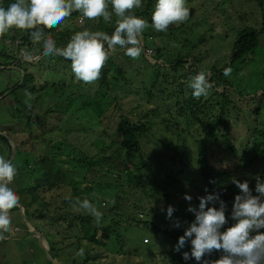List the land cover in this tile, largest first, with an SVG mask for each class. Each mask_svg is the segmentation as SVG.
<instances>
[{
	"label": "trees",
	"instance_id": "trees-1",
	"mask_svg": "<svg viewBox=\"0 0 264 264\" xmlns=\"http://www.w3.org/2000/svg\"><path fill=\"white\" fill-rule=\"evenodd\" d=\"M236 1L232 0L230 3L234 5ZM251 1L255 2L260 8L262 26L261 28H257L256 26L245 25L241 29H233L232 34L234 35V40L231 44V59L227 63H221L217 60L208 70L202 60V56L206 51H201L194 55L193 51L198 47L195 45L184 53L182 49H178L176 51L177 58L168 57V60L163 54V49L158 50L157 47L153 49L151 56L154 55L156 64H158V70L153 73L155 77L154 83L157 81V77L161 79L164 77L163 82L167 87H162V83L158 81L156 86L159 87V92L155 89V91L153 89L148 90L150 98H158V102L154 106L144 96H138L139 93L136 91L127 93L124 98H127V101L131 102L132 112L138 114L136 117L124 111V105L120 104L118 93L124 90L129 84L126 72H129L127 70L133 65V62L144 60L148 65L150 61L144 52L138 60H132L125 55L123 49L122 56L124 60L116 61L115 56L112 55L107 61L102 76L97 81L96 94L93 97L83 98L81 103L72 106V108L67 105L62 108L61 112H56L55 109L50 107L41 114L35 111L36 105L34 104H31V107H29L28 104L21 103L17 107V113L15 114L19 120L24 122L25 126L22 124L17 125L15 130H12V135L16 134L18 129H27L28 137L24 141L28 143H42L39 141L38 135H36L37 128H45L47 124L51 127H56L58 125L52 123V121L61 120L63 122L64 120H68L69 118L64 117L65 115L82 118V120H85L89 124L88 127L82 125L83 129L80 133H76L78 139L82 142L80 145L73 144L69 139L59 140L54 134L55 130L45 131L43 135H40V138L47 143L54 141L62 145V148L55 151L51 156L47 154H38L36 156L35 154L27 153L26 150L16 145V157L13 160L17 168H19L16 176L20 177L19 175L24 174L23 180H26L27 176H34V178L36 177L35 181L37 183H49L50 188H54L58 192L57 194L61 198L60 202H62L61 205L60 203L54 205L53 210H50L48 207L49 202L45 201L46 197L41 196V194H36L30 201H26V205L24 206L26 215L28 210H32L31 205H34L35 208L30 213V217L27 216L29 220L28 224L24 221L23 224L29 227L33 221V224L37 228L45 231L49 239L50 252L58 260L62 252L57 245V238L59 236L64 240L75 239V243L78 245L76 247L77 249L85 247V256L82 261L73 259L71 263L59 264H98V259L100 260V258L96 259L92 257L96 245L114 252L123 253L127 244L125 243V239L122 244H119L118 239L120 238L116 234L119 225L122 223L142 225L155 233V240H157V235H159L178 244L179 237L184 235L187 228L168 226L162 221L160 216L156 214V211H164L166 213L167 210L159 201L154 205L155 207H151L146 204L143 199L144 197L137 198L134 203L130 201V204H132L131 210H126L127 206L131 207V205L124 203L125 200L127 202L130 200L129 195L134 196L139 190H142L146 194L145 198L158 200L157 195L161 194L162 191L165 192L168 187L177 188L179 185L186 183L181 178L171 176L172 173L168 171V168L172 167L169 166V162L172 164L176 160H180L181 164H185V155L190 152L189 148L182 147L178 137L170 138L158 135L156 132L150 133L149 131L155 126H160L163 132L166 131V128L177 131L178 136L182 140L187 132L192 134L194 140L191 142L196 143L198 149L195 161L200 169L201 181H203L202 191L198 189L201 191L199 195L201 196L205 193H220V199L226 202L228 213L231 216L235 196L240 194L241 190L232 182L230 184L226 183L227 180L232 173L237 171L234 170L235 168L239 167L240 169L245 164L259 162L261 159H264V88L261 91H242V89L240 90V88L235 87L236 84L230 76L224 75L225 68H231L233 70L237 64L247 62L251 59V54L256 52V49L260 46L259 37L264 33V0H241V2L238 0L237 4L244 7ZM13 2L15 0H0V5L7 7ZM215 2L219 5L222 0H214L211 4ZM153 4L154 0H147L143 2L144 9L142 7L135 10V14L146 19L150 25L152 22V13L155 8ZM210 8L212 11L217 9L215 5L210 6ZM218 8H222L223 12L227 11L226 5L219 6ZM205 11L207 13L203 16V22L207 25L210 24L208 27L209 30H214L212 27L214 19L210 16L211 10ZM71 16L79 17L81 14L76 11ZM246 16L247 14L244 13L240 18H245ZM102 20V18L97 20L87 19V21H90L94 25L90 30H101L111 34L116 25H107ZM86 23L88 25V22ZM184 24L181 23V26ZM85 25V23L75 25L74 31L71 27H67L64 32L59 33V36L56 33L57 27L51 29L44 28L43 31L46 36H52L58 46L64 47L76 31L85 29ZM149 28L144 32L143 41H146L150 36L151 39L153 38L152 33L149 35ZM10 32L13 34V37H18V30H11ZM171 34L173 33L168 34V39L164 37L161 39L162 46L165 50L171 45ZM23 37L26 42L31 41L29 33L25 32ZM177 41L180 43L185 42L186 38H183V40L178 38ZM3 44H5L4 41L0 42V48ZM1 55L2 51H0ZM57 57L59 61L71 63L70 60L59 56ZM188 57L189 60L187 59ZM0 63L5 65L14 64L13 61H1V58ZM165 66L174 69L175 75H171L173 81L168 80L169 75H161L160 70L165 68ZM200 71L210 73V82L213 84V88L209 91L208 96H202L199 99L193 97L191 90V94L188 95L189 98L185 99L184 84H188L189 78ZM26 75H29L30 79H34L31 73H27ZM179 79L180 82H174ZM217 87L221 89H217ZM233 89L242 95V97L250 94V97L246 101H243V105L239 106L238 99H236L237 95L231 93ZM58 99L54 102V107L60 106L64 102ZM172 101H174L173 105L177 107L176 112L169 111V113H164L162 107L167 106V103L170 104ZM247 101L248 103L245 104ZM231 109H235L240 114L237 116L239 121H234V125H232L234 115ZM55 114H58L60 117L63 116V118L59 119L60 117H58L55 119ZM105 120L108 121L107 125L104 123ZM21 121H17V124H20ZM198 122L200 123V127H195L194 132L189 131V127L195 126ZM235 126H238L239 131L237 130V132L232 133V130L236 129L233 128ZM60 130L59 133H68L72 130V127L69 125L65 130ZM64 138H67V136H64ZM0 139L3 142L5 141L2 147H6L9 156L11 154L9 139L3 134H0ZM160 146L167 147L173 153L176 152L172 157L167 159L168 163H166L167 160L165 161L167 154L155 157L146 155L143 151ZM117 157H122V159L116 167L115 160ZM56 160H60L62 163L67 162L68 166L64 168L57 164L56 174H54L53 170ZM29 165H31V169ZM106 165L108 167L105 169ZM187 165L189 166L188 163ZM196 165L191 164V173L194 169H197ZM42 166L48 170L49 173L47 176L44 175ZM75 170H78L80 173L88 171L90 176H87L88 174H80L82 182L71 184L69 187L71 195L64 200L63 197L66 194L60 193L59 190L63 187L64 183L67 185L70 174ZM115 172H118V174L115 175ZM179 172L182 174L184 169H180ZM107 174L108 176L111 175L113 179L109 178ZM257 177L264 182V167L249 182V187L252 189L253 195H258L255 192ZM185 178L186 176L184 175L182 179ZM29 189L30 186L26 192ZM101 192L104 195H108V198L104 196L100 197L99 194ZM21 194L19 192V197H22ZM76 198L81 200L89 199L95 205L100 204V207H98L100 211L104 209V211L112 213V223L101 222L97 225V223L93 222L94 218L91 215L87 213L81 214V212H78L80 214L70 216L67 212V206L72 204ZM192 201L195 203L197 199L193 198ZM109 206H111L110 209ZM16 209L19 208L16 207ZM146 210H148V213ZM151 215H154V217H151ZM185 215L190 219L191 223L195 220V216L192 213H186ZM20 218L23 220L22 215L12 216V227H16L17 224L20 225L22 223ZM76 221L79 222L77 223ZM229 223L232 226L235 221L231 218ZM80 227L81 233H79ZM261 231H264V229H261ZM26 233L33 236L32 240H36L34 241L35 244L37 240L40 242L38 235L31 234L27 231ZM81 235L82 237H80ZM84 240L87 242L86 245L80 246ZM129 241L132 242L131 240ZM150 241V237H144L141 245H148L151 243ZM190 251L191 244L189 241L179 251L164 249L160 254L162 258L164 257L168 260V264H198L195 259H184L183 254L185 252L190 253ZM144 253L147 256H151L154 251L146 248L144 249ZM219 258L220 256L217 255V252L215 256L205 257V259L210 260ZM47 261V263L51 262L48 259ZM0 264H3V262L0 261Z\"/></svg>",
	"mask_w": 264,
	"mask_h": 264
},
{
	"label": "rangeland",
	"instance_id": "rangeland-1",
	"mask_svg": "<svg viewBox=\"0 0 264 264\" xmlns=\"http://www.w3.org/2000/svg\"><path fill=\"white\" fill-rule=\"evenodd\" d=\"M147 0H142L146 2ZM214 0H187V6L190 9L191 15L190 18L183 26L181 24L172 25L169 27L167 32H157L154 28L150 27L148 32L153 34V38L151 39L148 37L146 39V44L148 47L151 45L152 47L156 48L159 47V50L163 49V54L168 57H173L176 59V51L178 49H182L183 53L188 51L192 46H198L194 49L193 54L196 55L201 51H206V53L202 56V60L205 64V67L209 70L210 66L217 60L221 63H227L231 59V44L234 40V35L232 34L233 29L242 28L245 25H252L256 26L257 28H261L262 26V16L259 6L255 2H250L246 4L244 7L241 5L239 6L238 0L233 4L230 2L232 0H222L219 5L215 2L211 4ZM241 2V0H240ZM239 2V3H240ZM157 3V0H154L153 6ZM211 4V5H210ZM215 5L217 8L216 10L212 11L210 6ZM226 5L227 11L223 12L222 8H218L219 6ZM209 8V9H208ZM144 9V7H143ZM211 10L210 16L214 19V24L212 25L214 30H209V25L203 22V16L206 15V11ZM244 13L247 14L245 18H240L241 15ZM115 15L112 17V21L107 23V25H114L116 21ZM88 22V25L86 22ZM100 21V20H99ZM103 21V20H102ZM81 23H85V27L90 30L94 25L90 21H87L85 17L82 15L79 17L70 16L66 18L65 21L59 25L56 29V33L59 36V33H62L66 30L67 27H71V29L75 28V25H80ZM181 27V29H180ZM209 30V31H208ZM17 31V30H15ZM172 31V32H171ZM208 31V32H207ZM169 33L171 34V45L167 50H165L162 46L161 39L164 37L168 39ZM25 31L18 30V37L14 36L11 32H9L3 40L5 44L1 46L0 51H2V55L0 58H3L4 62H11L13 61L14 64L5 65L6 68L0 69V134H3L7 139H9L11 144V154L9 155L8 159H13L16 155H13V144L19 145L23 150H26L27 153L43 155L47 154L51 156V154L55 153V151L62 148L61 144H58L54 141L45 142L40 135H43L45 131L55 130V136L58 137L59 140H70L75 145H80L82 142L78 139L76 133H80L83 129L82 125L88 127V123L82 118H77L75 116H64L68 117V120H61L59 121H52V123L57 124L56 127H51L49 124L45 128H37L36 135H38L39 142H35V144L25 142L24 140L28 137L27 129H18L16 134L12 135V130H15L17 125H24V122L17 118L15 114L17 107L22 103L25 104V100L27 97L25 96V91L32 93V99L29 101L30 104L36 105L35 111L39 113H44L47 109L52 107L56 110V112H61L62 108L65 106H72L78 105L81 101L87 98H91L96 94L97 89V81L94 84H85L83 82H79L75 79L74 73L71 71V63L66 61H59V58L55 57H48L44 56L42 43L34 45L32 41L26 42L24 39ZM163 36H162V35ZM161 35V37H160ZM178 38H186L185 42L177 41ZM150 42V43H149ZM180 43V44H179ZM259 47L256 49V52L251 54V59L245 63H239L233 68L230 74V78L236 84L235 87L242 89V91H261L264 88V33L259 37ZM25 47H28V51L24 50ZM144 48V47H143ZM19 49V50H17ZM145 49V48H144ZM18 52V54H17ZM122 49H117V51L113 54L115 56L116 61H120L121 59L124 60L122 56ZM31 55V59H26ZM189 60V57L187 58ZM150 63L147 65L144 60H139L133 62V65L127 70L126 72L129 84L128 86L118 93L119 102L121 105H124V111L131 114L133 117L138 116L137 113L132 112L131 102L127 101V98L124 96L131 92L136 91L139 93L138 96H144L146 100H149L151 104L154 106L158 102V98H150L148 94L149 89H155L159 92V87L156 86L157 82L162 83V87H167V85L163 82V79L157 77V81H155V77L153 76L154 71L158 70V64L154 59V55L149 57ZM140 62V63H139ZM130 64V63H129ZM128 64V66H129ZM1 67V66H0ZM161 75L170 76L168 80L173 81L171 79V75H175L174 69L170 68L169 66H165V68L161 69ZM27 73H31L34 76V79H30ZM26 75V77H25ZM178 77V76H177ZM30 82L28 83V80ZM166 82V81H165ZM174 82H180V79ZM23 84L22 87H17V84ZM30 85V86H29ZM184 93L185 99H188L191 94V89L188 88V84H184ZM157 87V88H156ZM161 87V88H162ZM15 88V90H14ZM217 89H221L217 87ZM154 90V91H155ZM232 94H236L239 102V106L243 105V101H246L250 94H246L242 97L236 90H232ZM84 93V94H83ZM17 95H20V100L16 99ZM209 95V94H208ZM207 95V96H208ZM59 98V99H58ZM64 101L60 104V106L54 107L53 104L56 100ZM36 103V104H35ZM248 103L245 102V104ZM174 101L170 104L167 103V106L162 107V111L164 113L176 112L177 107H175ZM170 105V106H169ZM232 110V109H231ZM234 118L232 119V125L235 124L234 121H239L237 116L239 112L235 109L232 110ZM13 115H15L13 117ZM79 116V115H77ZM60 117L58 114L54 115V118L57 119ZM63 118L61 116L59 119ZM17 121H21L20 124H17ZM70 122V123H69ZM104 123L107 125L108 121L105 120ZM71 126L72 130L68 133L63 132L59 133L62 130H65L67 126ZM25 126V125H24ZM240 126V125H238ZM238 126H235L232 130V133L239 131ZM195 127H200V123L198 122L195 126H190L189 131L194 132ZM150 133L156 132L158 135H162L165 137L175 138L178 137L181 141L182 147L189 148L190 152L185 155L186 161L185 164H181L180 160H176L174 163L171 164L169 162L168 171L172 173L171 176L176 178H181V180L186 181L183 185H179L176 187H168V189L164 192L162 191L161 194L157 195L158 200L148 199L145 198V193L142 190H139L134 196L129 195V201H124V203H129L131 207L126 208V210L132 209V204L136 202L137 198H143L147 205L151 207H155L157 201L167 210L169 206H172L176 212H173V217L171 219L168 218L167 212H159L156 211V214L160 216V219L164 221L168 226H175L176 222H179L178 228H188L191 226V221L188 217H186V213H192L195 216V212L188 211V208L194 207L197 211L199 210L200 204V196L199 193L202 191V177L200 176V169L196 165L195 157H197L198 149L196 147V143L191 142L194 140L192 134L187 132L183 137V141L179 136L178 132L174 131L173 129H167L163 132L160 126H155ZM67 136V138H64ZM13 140V141H12ZM5 144L0 139V155H4V153L8 152L6 147H2ZM146 149V148H144ZM146 155L150 156H158V155H165L166 159L172 157L173 151H169V149L165 146H160L158 148L152 147L149 150H143ZM122 157H117L115 160L116 167L118 166L119 161ZM168 163V160L167 162ZM189 164V166L187 165ZM59 164L60 166L66 168L68 166L67 162L62 163L60 160H56L55 168L53 173L56 174V166ZM191 164L196 165L197 169H194L191 173L190 167ZM31 165H29V168ZM121 166V165H120ZM108 166H105V169ZM264 167V159H261L259 162H250L245 164L244 166L237 167L234 170L227 180L226 183H231L232 178L235 177L236 179L244 182L247 180L250 182L253 178H255L258 173L263 170ZM19 169V168H18ZM180 169H184L182 174L179 172ZM239 169V170H238ZM42 170L45 176L49 173L47 169L43 168ZM47 170V171H46ZM88 174V171H83L80 173L78 170L73 171L70 176L69 180L67 181V185L64 183L63 187L59 190L60 193H65L66 195L63 197L67 198L70 194L69 187L71 184L81 183L82 177L81 175ZM118 172H115L117 175ZM186 176L185 179H182L183 176ZM20 177L16 176L13 183L10 185L14 188L16 192L22 193V198L20 197V202L25 206L26 201H30L33 196L36 194H41V196L46 197L47 202H49V209L53 210L54 205H57L60 202L59 194L54 188H50L49 183H37L36 177L34 176H27L26 180H23L24 174L19 175ZM90 176V173L87 175ZM108 176V174H107ZM32 177V179H31ZM109 178L113 179L111 175L108 176ZM33 182V183H32ZM85 184V183H84ZM82 184V185H84ZM38 185V187H36ZM30 186L28 192H26L27 188ZM201 191H199V190ZM185 194L191 195L192 200L196 198L197 201L193 204L192 200L189 202L184 199ZM208 194L212 193H205L204 195L207 196ZM99 196H104L108 198V195H104L103 192L99 194ZM100 207V204L96 205ZM213 206L210 202L209 207ZM215 206L218 208L219 203L217 202ZM32 210L35 208L34 205H31ZM67 212L69 215L85 214L83 210L77 211L74 209L71 204L67 206ZM111 206H109V209ZM99 209V208H98ZM32 210H28L26 214L22 213L23 220L21 219V224L18 225L20 229H25L24 232H19L22 235V238L19 242H16V246L12 247L13 243H15L14 239L16 238L15 235L10 234V239L0 241V261L3 264H56L54 263V257L52 256V252L46 251L45 247L37 240L36 245L32 243L33 238L32 235L26 233V226L23 224V221L28 224V217H30V213ZM100 210V209H99ZM149 210V209H148ZM148 210L147 213H148ZM155 211V210H154ZM103 213V220L102 222H106L111 224L112 213L101 210ZM28 216V217H27ZM141 216V214H140ZM226 216L228 217V223L224 226L226 230L227 227H230L231 216L229 215L228 211H226ZM154 217V215H151ZM77 223L79 221H76ZM94 223L95 220L93 221ZM32 225L37 228L32 221ZM38 230H41L37 228ZM17 232V231H16ZM29 232V231H27ZM42 232V230H41ZM81 227L79 228V233H81ZM34 234L33 232H29ZM70 234V233H68ZM117 236L120 238L118 239L119 244L123 243L125 239V243L127 244L123 253L114 252L112 250H108L105 247H101L96 245L93 251V258L95 257L100 258L98 259V264H168V260L164 257L161 259L160 252L164 249H171L176 250L177 243L172 242L170 239L157 235V240L154 237V232L142 225L132 223H122L118 227V231H116ZM82 237V235L80 236ZM144 237H150L151 243L148 245H141V241ZM79 239V237L77 236ZM115 238H117L115 236ZM131 240L132 242H130ZM36 241V240H34ZM57 245L61 249V257L59 260L57 259V263H71L73 259H78L80 261L83 260L85 256V247H83V254H80L81 249H77L78 246L75 239L71 240H64L62 237L57 238ZM86 241L84 240L83 243L80 245H86ZM43 247H42V246ZM149 248L154 251L153 255L148 257L144 253V249ZM43 249V250H42ZM24 254L25 258L23 259L20 255ZM71 255V257H69ZM216 252L212 254L215 256ZM69 257V258H68ZM50 260V263H47ZM56 260V259H55Z\"/></svg>",
	"mask_w": 264,
	"mask_h": 264
},
{
	"label": "clouds",
	"instance_id": "clouds-1",
	"mask_svg": "<svg viewBox=\"0 0 264 264\" xmlns=\"http://www.w3.org/2000/svg\"><path fill=\"white\" fill-rule=\"evenodd\" d=\"M142 7V0H15L7 7L0 5V38H4L11 30H23L30 34L34 45L42 43L44 56H59L70 60L75 79L85 84H94L101 78L107 61L117 49H123L125 55L132 60H138L143 52L150 57L153 53H146L148 45L143 41L145 30L152 27L157 32H167L170 26L187 22L191 15L187 0H157L150 25L146 19L135 14V10ZM76 11L89 20L102 18L106 24L110 23L115 15V29L109 34L106 31H91L85 28L76 31L66 46L60 47L52 36L45 35L43 29L58 27ZM149 48L154 49L151 45ZM24 50L28 51V47ZM31 58V55L26 57ZM231 71V68H225L224 75L230 76ZM19 85L18 83L17 87ZM22 86L24 85L19 87ZM187 86L192 90L194 98L206 97L213 88L210 73H196L189 78ZM25 96V103L31 107L29 101L33 98L32 93L26 90ZM16 99L20 100V95H17ZM8 158L9 156L6 158L0 155V241L12 240L10 234L16 233V227H12V216L20 214L15 212L25 214L19 192L10 186L18 168ZM231 182L241 190V193L235 196L231 211V218L235 223L222 231L228 223L226 202L220 199V193L201 195L203 197L199 198V210L191 206L188 208V211L195 212V220L184 235L179 237L176 246V251H179L190 241L191 251L183 254L185 260L195 259L198 264H264V231H261L264 229V182L257 177L255 192L258 195H253L247 180L241 182L233 177ZM184 199L190 202L192 197L185 194ZM210 202L213 204L211 207ZM217 202L218 208L215 206ZM71 206L77 211L83 210L91 215L97 225L103 220V213L89 199L76 198ZM174 211L172 206L168 207L169 219ZM175 226H180L178 221ZM25 228L38 235L40 243L42 241L46 251L50 252L49 239L44 230L41 232L33 225ZM24 230L22 229V232ZM21 238L20 234L19 241ZM32 243L35 244L34 240ZM214 252L220 256L219 259H205L211 257ZM80 254H83V249ZM20 256L25 258L24 254ZM55 259L58 264L57 258Z\"/></svg>",
	"mask_w": 264,
	"mask_h": 264
},
{
	"label": "crops",
	"instance_id": "crops-1",
	"mask_svg": "<svg viewBox=\"0 0 264 264\" xmlns=\"http://www.w3.org/2000/svg\"><path fill=\"white\" fill-rule=\"evenodd\" d=\"M2 41H4L3 38H0V42H2ZM4 43H5V41H4ZM1 61H3V58H1ZM0 66H1L0 69L6 68L5 64H3V63H0ZM3 156H5L7 158L8 157V152L4 153ZM18 212L21 215V212L20 211H16L15 213H18ZM14 230H16L17 232L16 233H12L16 237L14 239L15 243H13V245H12L13 249L16 246V242H19V237H20L19 232H22V229H20V227L18 226V224L16 225V228Z\"/></svg>",
	"mask_w": 264,
	"mask_h": 264
},
{
	"label": "built area",
	"instance_id": "built-area-1",
	"mask_svg": "<svg viewBox=\"0 0 264 264\" xmlns=\"http://www.w3.org/2000/svg\"><path fill=\"white\" fill-rule=\"evenodd\" d=\"M146 53L150 55V54L153 53V50H152L151 48L148 47V48L146 49Z\"/></svg>",
	"mask_w": 264,
	"mask_h": 264
},
{
	"label": "water",
	"instance_id": "water-1",
	"mask_svg": "<svg viewBox=\"0 0 264 264\" xmlns=\"http://www.w3.org/2000/svg\"><path fill=\"white\" fill-rule=\"evenodd\" d=\"M158 50H159V47H158ZM16 153V146L13 144V155ZM54 263H55V260H53Z\"/></svg>",
	"mask_w": 264,
	"mask_h": 264
}]
</instances>
